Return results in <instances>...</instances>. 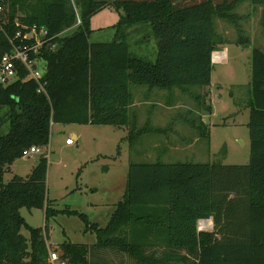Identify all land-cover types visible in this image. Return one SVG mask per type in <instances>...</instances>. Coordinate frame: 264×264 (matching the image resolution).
Segmentation results:
<instances>
[{"label": "trees", "instance_id": "1", "mask_svg": "<svg viewBox=\"0 0 264 264\" xmlns=\"http://www.w3.org/2000/svg\"><path fill=\"white\" fill-rule=\"evenodd\" d=\"M247 1L264 6V0H0V60L11 51L17 23L60 35L57 49L42 53L47 95L25 73L0 86V113L7 110L0 124H9L0 135V264H49L44 229L29 225L22 208L45 210L47 222L76 216L84 232L96 236L94 245H56L65 264H115L110 260L117 255L134 264H264V51L258 48L252 52L248 164L131 163L126 193L105 227L78 210L53 207L46 155L28 177L3 180L25 150L49 146L54 124L128 128L131 145L161 132L140 129L132 119L131 87L189 95L191 88L210 87L213 54L227 44L216 20L242 35L235 11ZM107 7L121 15L115 38L92 43V18ZM137 26H149L157 39L155 62L131 52L128 34ZM210 218L213 231H199V222Z\"/></svg>", "mask_w": 264, "mask_h": 264}, {"label": "rangeland", "instance_id": "2", "mask_svg": "<svg viewBox=\"0 0 264 264\" xmlns=\"http://www.w3.org/2000/svg\"><path fill=\"white\" fill-rule=\"evenodd\" d=\"M235 12L242 17L240 19V24L244 29L242 35L228 22L216 20L217 31L227 40V44L221 46L214 54L226 50L227 57L222 62L214 63L210 88H191V95H189L179 89L131 87L133 93L141 91L145 94L143 100L146 106L139 107L140 110L137 112L139 125L143 127L149 123L153 128L162 126L167 130L166 133L171 132L169 128L177 117L167 118L163 122L157 118L162 110L172 109L177 115L182 111L208 112L209 114L203 118L207 130L200 125V118L188 116L189 120L195 121L197 126L200 125V128L196 130L199 142L192 148L173 150L170 149L169 144L158 140L159 143H154L158 155L151 159L153 154L150 152L154 149L152 142L163 135L151 134L148 138L153 141L139 143L131 148L129 129L126 131L114 126L55 124L52 127L49 146L42 148L43 154L49 161L48 198L54 202L55 209L78 210L88 215L93 223L105 227L116 205L126 193L131 163L158 161L167 164L246 165L249 163L251 148L247 124L250 119L248 104L251 96L252 52L254 48L264 51V6L256 7L251 1H247L241 4ZM120 16V13L113 7H107L96 14L91 21L94 33L90 37V42H112L116 33L113 27L119 22ZM128 35L130 50L135 56L151 62L156 61L158 41L149 26L134 27L129 30ZM246 39V43L241 41ZM41 66L44 67L42 64ZM209 89L211 92L205 96ZM192 94L201 96V98L194 99ZM208 107L211 108V112L207 110ZM6 111H1L0 117L3 118ZM180 126L177 125L176 128L179 129ZM8 130L9 124L3 121L0 124V135H4ZM73 132L79 134L80 140L75 141L74 145H68L67 140L72 137ZM122 136H127L125 141H120ZM175 136L188 137L183 131H177ZM119 146L120 149H118ZM178 146L182 147L184 144L179 143ZM118 151H121L119 157L117 156ZM43 154L29 155L17 160L5 173L4 183H8L15 176L28 177ZM94 157L98 158L96 160L98 162L89 161ZM20 212L29 225L44 229L47 243L52 245L51 252L58 254L59 264L65 263L62 262L59 251L55 248L56 245L66 240L86 244L96 242L94 235L84 232V223L76 216L62 214L47 222L45 210L22 208ZM213 229L214 227L206 230L213 231ZM22 233L26 237L30 236L26 229H23ZM115 259L110 261L115 264L117 262V264H134L125 256L118 257L117 255Z\"/></svg>", "mask_w": 264, "mask_h": 264}, {"label": "built area", "instance_id": "3", "mask_svg": "<svg viewBox=\"0 0 264 264\" xmlns=\"http://www.w3.org/2000/svg\"><path fill=\"white\" fill-rule=\"evenodd\" d=\"M3 9L0 7V12ZM81 24L78 20L77 26ZM14 37L10 38L11 51L4 54L0 60V86H8L22 80L25 73L26 80H33L38 86V93L46 94V82L44 80L46 61L42 58L43 50H56L58 44L56 39L60 35H51L46 28L37 26H20ZM42 65L44 67L42 68ZM68 145H74L72 138L67 140ZM35 154H43L42 148L33 146L24 152V157ZM44 155V154H43ZM206 225L202 229H210L208 221H203ZM49 264H59V257L56 252L50 251Z\"/></svg>", "mask_w": 264, "mask_h": 264}, {"label": "crops", "instance_id": "4", "mask_svg": "<svg viewBox=\"0 0 264 264\" xmlns=\"http://www.w3.org/2000/svg\"><path fill=\"white\" fill-rule=\"evenodd\" d=\"M221 53L220 54H222V58L219 60V61H217V62H222V61H224V59H226V57H227V51L226 50H221L220 51ZM217 62H215L214 60H213V65H215L214 63H217ZM213 72H214V70H213ZM212 78H213V74H212ZM207 88H210V87H207ZM131 91H132V89H131ZM182 92V91H181ZM211 91H210V89H209V91H207V94H205V96L207 95L208 96V94L210 93ZM132 94H133V96H134V103H133V105H132V107H131V117H132V119H134V120H136V123H137V125H138V127H142V128H145V127H151V125H149V123H148V125H145L144 127L143 126H140L139 125V114L137 113L140 109H139V107H141V106H146V103H144V96H145V94H143V92H141V91H139L138 93H133L132 92ZM184 94H186V93H184ZM138 108V109H137ZM170 111V112H169ZM133 112V113H132ZM133 114V115H132ZM206 114H209L208 112H206V113H204V112H202V111H200V110H197V112H194V111H182L181 113H179L178 115H177V113L175 112V110H172V109H167L166 111L165 110H162L161 112H159L158 113V116H157V118L159 119V120H161V121H165L167 118L169 119V118H173L174 119V117H177L174 121H173V123L171 124V128H169V130L171 131V132H168V133H166L167 132V130L166 129H164L162 126L161 127H155V129H161L162 131L161 132H157V133H153V132H151V133H148V134H146V135H144V136H142L139 140H138V142H136V143H134L133 145H131L130 144V147L131 148H134L137 144H141V143H143V142H148V141H150V140H152V139H149L148 138V136L149 135H151V134H154V135H163L162 137H160L159 139H156V140H152L153 142H152V144L154 145V143L156 144V143H159V141L158 140H160V141H164L165 143H167V144H169L170 145V149H173V150H181V149H188V148H192L193 147V145H195L196 143H198L199 142V137H198V135H197V133H196V130H198V127L200 128V125H201V123H202V125H205L206 127H207V125L205 124V121L203 120V118L206 116ZM188 116H192L193 118H195L196 116L198 117V118H200L201 120V122H200V125L199 126H197L198 124L195 122V121H192V120H189L188 119ZM154 117H155V115H154ZM177 120V121H176ZM55 125V124H54ZM177 125H181L180 127H179V129L178 128H176V126ZM92 126V125H91ZM53 127V126H52ZM203 127V126H202ZM119 129H123V130H126V131H128V128H119ZM177 131H183V132H185L187 135H188V137H180V138H178V137H176L175 136V134H177ZM74 141H77L78 142V140H80V136H79V134L77 133V132H73L72 133V137H71ZM126 138H127V136H125V137H121L120 138V141H125L126 140ZM179 143H182V144H184V146H182V147H180V146H178V144ZM174 145V146H173ZM152 147H154V149H152L151 148V146H150V149H152L153 151V153L152 152H150L151 154H153L152 156H151V159H153L154 157H157V155H158V153L156 152V150H157V147H155V145L154 146H152ZM118 149H120V146H119V148ZM97 155H99V154H97ZM119 155H121V151H118V157H119ZM98 158H99V156H98ZM98 158L96 157H94V158H92L91 160H89V161H91V162H93L94 163V161L95 162H98V161H96V160H98ZM167 164V163H166ZM125 195V194H124ZM124 195H123V197H124ZM97 205V207H98V204H96ZM115 211V210H114ZM114 213V212H113ZM112 213V214H113ZM112 214H111V216H112ZM111 218V217H110ZM109 221H110V219H109ZM205 221H207V220H205ZM109 223V222H108ZM200 224H199V228L202 226V228H203V221H201V222H199ZM210 223V222H209ZM210 225H211V223H210ZM107 226V225H106ZM212 226V225H211ZM90 234H92V233H90ZM92 235H94V234H92ZM95 236V235H94ZM95 238H96V236H95ZM64 242H69L68 240H66V241H64ZM63 242V243H64ZM96 242H97V238H96ZM95 242V243H96ZM73 243V242H72ZM94 243V244H95ZM62 244V243H61ZM77 244H86V243H77ZM94 244H87V245H94ZM48 245L50 246V247H52V245L51 244H49L48 243ZM59 245V244H58Z\"/></svg>", "mask_w": 264, "mask_h": 264}, {"label": "bare ground", "instance_id": "5", "mask_svg": "<svg viewBox=\"0 0 264 264\" xmlns=\"http://www.w3.org/2000/svg\"><path fill=\"white\" fill-rule=\"evenodd\" d=\"M222 58V54L220 53H215L214 54V61L217 62ZM206 225H203V227H205Z\"/></svg>", "mask_w": 264, "mask_h": 264}, {"label": "water", "instance_id": "6", "mask_svg": "<svg viewBox=\"0 0 264 264\" xmlns=\"http://www.w3.org/2000/svg\"><path fill=\"white\" fill-rule=\"evenodd\" d=\"M213 60H214V56H213ZM208 222H210L211 223V228L210 229H212L213 227H214V221H213V219L212 218H210L209 220H207ZM200 224V223H199ZM199 231H204V229H202V228H199Z\"/></svg>", "mask_w": 264, "mask_h": 264}]
</instances>
